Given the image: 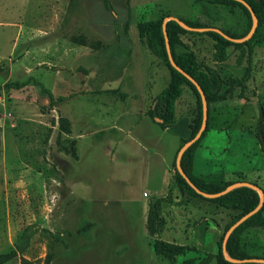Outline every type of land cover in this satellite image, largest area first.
<instances>
[{
  "label": "rangeland",
  "instance_id": "1",
  "mask_svg": "<svg viewBox=\"0 0 264 264\" xmlns=\"http://www.w3.org/2000/svg\"><path fill=\"white\" fill-rule=\"evenodd\" d=\"M40 1L0 0L3 264H216L212 255L242 211L176 188L196 96L185 87L172 127L147 115L170 71L137 26L176 17L245 40L252 14L199 0H46L37 7ZM29 26L50 33L28 41ZM184 29L177 51H192L225 83L223 100L208 108L193 173L219 187L249 182L264 193V18L251 51L230 47L223 63L211 37ZM245 75L246 88L236 87ZM16 84L24 87H8ZM158 242L187 249L171 258L156 251ZM242 244L263 257L264 230L249 228Z\"/></svg>",
  "mask_w": 264,
  "mask_h": 264
},
{
  "label": "trees",
  "instance_id": "2",
  "mask_svg": "<svg viewBox=\"0 0 264 264\" xmlns=\"http://www.w3.org/2000/svg\"><path fill=\"white\" fill-rule=\"evenodd\" d=\"M74 0H71L73 2ZM200 2H206L210 4H222L227 6H238L241 7L249 16H251L250 11L240 2L235 0H199ZM247 4L251 6L254 10L255 16L258 18L259 22L264 18V0H244ZM106 6H109L106 3ZM107 9V7H106ZM109 9V7H108ZM165 18L161 17L160 20L154 22L142 21L138 23L137 29L140 34L142 41H145V46L148 50L158 59H161L166 62L169 71H170V82L167 87L154 99V102L149 109L147 115L152 119H160L161 126L163 128L172 127L176 122V104L178 100L184 95L185 87H189L196 96V117H195V126L191 130L190 141L194 139L200 132L202 127V122L204 119L203 115V105L200 93L198 92L196 86L188 80L185 75L176 70L170 63L166 42L164 37V25ZM186 26L190 28H207L204 25L198 22L186 21L182 20ZM126 26V25H125ZM128 26V25H127ZM127 29V28H126ZM172 57L176 64L188 75L193 77L196 82L200 85L202 90L205 93V97L207 99L208 108L211 104L217 103L223 100V96L221 95L222 90L224 88V81L221 77L220 73L208 66L200 65L197 56L192 51H177V44L175 37L177 34L181 32H188L185 30L180 24L176 21H169L166 25ZM205 35L211 37L216 42L215 49V60L219 63L226 62L228 60V49L230 47H246L251 51L253 42L256 33L254 36L242 43H235L225 39L222 35L210 31L205 32ZM233 37V36H231ZM76 41H85V38L79 37ZM86 44V42H84ZM248 76H244L241 80L236 82V87L245 89L244 85L247 82ZM11 88H23L24 84H16V85H8ZM52 96V95H51ZM62 122V121H61ZM68 121L66 124L62 125L64 131L69 132L70 124L68 125ZM208 132V127L204 131L200 140L192 144L184 153L181 159V166L184 170L185 174L191 180L193 184L196 185L198 189L202 192L210 195H216L226 190L227 185L223 187H219L218 185L211 183L202 179L201 177L196 176L193 173V162L195 158L196 151L199 147L200 142L204 138L205 134ZM260 134L264 139V107L260 106ZM189 141V142H190ZM244 181V180H241ZM229 184V183H228ZM175 185L176 188L180 191L182 195H192L195 197H199L206 201H209L220 208H224L227 210H236L242 211V216L254 211L260 205V196L258 193L251 188L248 187H240L232 190L231 192L211 198L206 199L203 196L199 195L186 181V179L178 172L177 167L175 169ZM172 188L169 191L171 196ZM151 219V217H150ZM251 227H259L264 230V201L257 213L248 218L244 223L238 226L234 232L230 235L227 240L226 248L227 255L230 259L226 257L223 253L222 241L226 236V231L221 238V242L219 244V252L216 255H212V258L215 259L216 264H263V263H237L236 260H245V259H263V257L252 256L249 254L244 245L242 244V237L246 230ZM167 244L165 242H158L155 246L156 251L162 254H166L168 257L177 256L187 248L184 246H175V248H167ZM7 255H0V264H3Z\"/></svg>",
  "mask_w": 264,
  "mask_h": 264
},
{
  "label": "water",
  "instance_id": "3",
  "mask_svg": "<svg viewBox=\"0 0 264 264\" xmlns=\"http://www.w3.org/2000/svg\"><path fill=\"white\" fill-rule=\"evenodd\" d=\"M235 1H238L240 3H242L249 11L250 13L252 14L254 20H255V24H254V27H253V30L251 32V34L249 35V37H247L245 40H248L252 37V35L255 33L256 29H257V26H258V18L255 16V13H254V10L251 8V6L249 4H247L244 0H235ZM169 21H176L178 24H180L183 28H186L188 30H191V31H196V32H210V31H213V32H216L220 35H222L225 39L229 40V41H232V42H235V43H238V42H241V41H245V40H237V39H234L230 36H228L227 34H225L222 30L220 29H217V28H190L188 26H186L183 21L181 19H178L176 17H167L165 20H164V25H163V30H164V37H165V42H166V48H167V53H168V57H169V60H170V63L171 65L176 69L178 70L179 72H181L183 75H185V77L190 80L197 88L198 92L200 93V96H201V99H202V105H203V115H204V119H203V126L199 132V134L194 138L192 139L189 143L186 144V146L184 147L185 148H188L190 147L192 144H194L195 142H197L203 135L204 131L206 130L207 128V121H208V103H207V99L205 97V93L204 91L202 90V88L200 87V85L196 82V80L191 77L190 75H188L186 72H184L177 64L176 62L173 60V57H172V52H171V47H170V42H169V37H168V33H167V29H166V25ZM263 139V138H262ZM183 153V150L180 152L179 154V160H178V163H177V170L178 172L186 179L187 183L200 195H203L205 197H208V198H215V197H219V196H222V195H225L227 193H229L230 191L234 190L235 188H238V187H248V188H251V189H254V190H257L260 192L261 194V202H260V205L257 209H255L254 211L248 213L247 215L243 216L237 223H235L231 229L226 233V236H225V241H224V245H223V253L226 255V257L228 259H230L228 256H227V248H226V244H227V240L229 239L230 235L234 232V230L240 226L242 223H244L248 218H250L252 215H254L255 213H257L259 211V209L261 208L262 204H263V201H264V193L263 191L257 186V185H254L252 183H249V182H242V183H236L230 187H228L225 191L219 193V194H216V195H207L205 193H203L200 189H198L196 187L195 184H193L191 182V180L188 178V176L185 174L184 170L182 169V166L180 164V156L182 155ZM235 262L237 263H263L264 264V260L263 259H245V260H236Z\"/></svg>",
  "mask_w": 264,
  "mask_h": 264
},
{
  "label": "crops",
  "instance_id": "4",
  "mask_svg": "<svg viewBox=\"0 0 264 264\" xmlns=\"http://www.w3.org/2000/svg\"><path fill=\"white\" fill-rule=\"evenodd\" d=\"M42 5L43 6L46 5V0H41L40 1V5H38L37 7L42 6ZM35 10H36V8H35ZM55 26H56V24H54L52 26V28L55 29L56 28ZM46 28L47 27H45V28H40V27L36 28V27H33V26L27 27V36H28V38L30 37V39H28V41H42L43 39H42L41 36H43V38H44L45 36H47L50 33L49 31L46 30ZM21 29L22 30L20 31V34H22V31H23L24 27H22ZM157 191H158V188H157Z\"/></svg>",
  "mask_w": 264,
  "mask_h": 264
}]
</instances>
